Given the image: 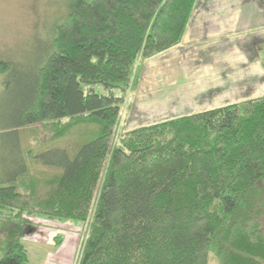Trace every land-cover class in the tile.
<instances>
[{
  "label": "trees",
  "instance_id": "trees-1",
  "mask_svg": "<svg viewBox=\"0 0 264 264\" xmlns=\"http://www.w3.org/2000/svg\"><path fill=\"white\" fill-rule=\"evenodd\" d=\"M66 2L13 121L98 130L73 155L32 149L0 168V208L17 212L0 221V264L29 262L22 215L83 224L93 204L79 264H264V97L135 129L112 146L142 64L180 45L197 0ZM12 71L0 61V77ZM35 163L57 170L49 191L31 183Z\"/></svg>",
  "mask_w": 264,
  "mask_h": 264
},
{
  "label": "crops",
  "instance_id": "crops-1",
  "mask_svg": "<svg viewBox=\"0 0 264 264\" xmlns=\"http://www.w3.org/2000/svg\"><path fill=\"white\" fill-rule=\"evenodd\" d=\"M139 77L132 114L142 109L150 121L146 109L159 106L154 114L167 118L154 124L264 97V0H197L180 45L146 62ZM56 226L42 223L24 239L28 264H79L80 227Z\"/></svg>",
  "mask_w": 264,
  "mask_h": 264
},
{
  "label": "rangeland",
  "instance_id": "rangeland-1",
  "mask_svg": "<svg viewBox=\"0 0 264 264\" xmlns=\"http://www.w3.org/2000/svg\"><path fill=\"white\" fill-rule=\"evenodd\" d=\"M66 3V0H0V61H7L13 65L12 74L7 80L11 83L9 90H6V78L0 77V168L7 162L9 156L16 154L19 156V154H24V152L32 149L36 155L54 146L65 149L73 155L79 146L90 140L98 130L97 124L89 120L54 121L47 124H37L29 128H16L14 125L16 110L20 109L31 98L35 72L44 63L43 58L48 52L53 27L66 14ZM153 58L145 61L141 68ZM139 81L140 77L138 83ZM138 83L127 93L126 102L121 107L120 116L112 135L113 147H123L131 139L138 138V135L131 137V133L135 129L157 124H154L156 118H167L166 115L160 114L161 112L158 114L162 115V118L157 117L158 114H154L156 110H160L159 106L155 108L150 106L146 109L149 111L147 114L149 118L147 119L150 121L142 120V116H144L142 109H137L140 114H132V106L136 107V102H139L142 94H139V89H137ZM161 83L163 85V81ZM148 87L149 81L147 80L141 89L144 90ZM149 93L153 96L152 88ZM141 122L145 125L139 126L138 124ZM13 127L18 129L19 139H16L15 134H13L15 130ZM68 128L69 130L63 134V131ZM61 131L62 133L57 135ZM47 146L49 147L47 148ZM30 173L32 175L31 183L37 187L39 192L49 191L50 186L54 183L52 178L58 174L56 169L45 167L40 163L32 165ZM94 212L93 204L88 220L83 224H76L80 227L79 259L82 258L84 245L90 234ZM16 214V210L0 208V221L14 218ZM21 218L27 231L22 243L29 235L34 234L42 223L45 224L50 221L54 229L61 226H56V224H73L71 222H57L34 214H24ZM23 246L26 249L24 243ZM211 258H213L212 261H215L213 255Z\"/></svg>",
  "mask_w": 264,
  "mask_h": 264
}]
</instances>
